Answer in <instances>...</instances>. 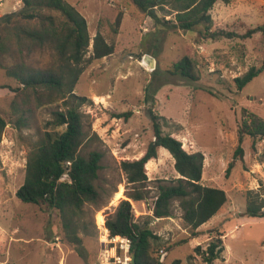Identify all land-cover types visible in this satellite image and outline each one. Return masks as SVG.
Wrapping results in <instances>:
<instances>
[{
    "label": "rangeland",
    "instance_id": "1",
    "mask_svg": "<svg viewBox=\"0 0 264 264\" xmlns=\"http://www.w3.org/2000/svg\"><path fill=\"white\" fill-rule=\"evenodd\" d=\"M67 1L86 18L90 36L87 56L97 31L114 44L113 53L87 63L73 90L91 100L80 107L88 115L83 122L85 140L80 153H102L97 183L104 190L103 200L97 207H85L88 228L79 230L88 260L84 262L64 238L57 210L23 202L15 194L24 179L29 144L38 137L37 124L49 120L61 104L40 108L35 124L16 129L9 103L17 82L5 73L4 66L12 62L5 57L0 58V114L7 121L0 141V264H113V256L123 253L117 246L119 241L109 237L104 221L128 192L140 186L127 183L120 162L140 157L153 139L148 104L143 101L148 87L157 89L155 111L168 119L164 131L180 139L188 152L203 153L201 183L221 188L227 196L220 211L197 228L198 235L182 242L191 229L182 219L178 201L172 202L170 217L158 218L153 212L157 185L178 176L172 156L164 148L158 149L157 157L145 165L146 198L132 205L135 219L159 237L154 246L158 247L160 264H171L175 259L181 264H206L194 248L200 245L205 249L215 233L223 234L224 250L223 259L212 264H264V217L244 216L247 190L258 191L264 199V160L259 157L264 139L253 147L251 138H244L243 155L234 157L242 109L264 118V69L241 90L234 83V78L250 66L261 65L264 37L255 33L249 38L204 40L198 30L155 28L153 20L140 13L131 0ZM1 5L0 17L21 3L3 0ZM119 10L123 17L115 32L113 22ZM211 14L212 29L243 33L264 23V0L218 2ZM146 55L154 59V66ZM185 55L194 62L197 80L167 72ZM33 60L47 61V51H37ZM127 111L131 115L125 118L122 114ZM119 187L124 191L116 199Z\"/></svg>",
    "mask_w": 264,
    "mask_h": 264
},
{
    "label": "trees",
    "instance_id": "2",
    "mask_svg": "<svg viewBox=\"0 0 264 264\" xmlns=\"http://www.w3.org/2000/svg\"><path fill=\"white\" fill-rule=\"evenodd\" d=\"M131 1L140 13L153 20L157 29L175 32L198 30L204 40L249 38L255 33L264 37V23L247 28L243 33L212 29V8L218 2L228 3L230 0ZM20 3L18 9L0 17V58H12L4 70L17 82L11 89L13 97L9 103L10 113L14 116L12 123L18 130L29 128L38 121L40 108L54 103L61 104V108L52 111L51 118L42 125L37 124L38 137L29 144L24 179L15 194L23 202L57 210L64 238L87 262L89 252L79 230L88 228L84 220L85 207H97L103 200L104 190L97 183L102 153L98 150H92L87 155L80 153L85 140L83 122L88 116L80 107L91 100L75 94L73 90L87 63L113 53L114 44L108 43L97 31L93 37L92 52L87 56L90 43L87 21L76 7L67 0H20ZM122 17L123 13L119 10L113 22L115 32ZM44 50L48 54L47 61L33 60L37 51ZM263 69L264 59L260 66L252 65L234 78L236 88L241 90ZM167 72L197 80L194 62L187 55L174 62ZM156 93L157 89L148 87L143 99L148 104L146 114L151 121L153 139L140 157L120 162L127 183L140 186L128 192L104 221L109 237L130 240V252L135 254L136 264L161 263L158 247L154 246L159 237L146 224L135 219L132 205L146 198L147 192L143 189L147 180L145 165L157 157L159 148H164L172 156L178 176L157 185L152 201L153 212L158 218L170 217L172 202L178 201L182 219L191 229L188 239L182 242L197 236V228L218 213L227 200L223 189L201 183L203 153L188 152L180 139L164 131L168 119L154 109ZM122 115L128 118L131 111ZM6 124V119L0 114V141ZM173 125L180 129V125ZM246 137L251 138L253 147L257 141L264 139V118L243 108L234 157L243 155L241 143ZM259 157L264 160V149ZM231 167L232 163L227 171ZM244 216L264 217V199L258 191H246ZM222 235L215 233L205 249H201L200 245L194 248L206 264L222 258ZM171 264H181V261L175 259Z\"/></svg>",
    "mask_w": 264,
    "mask_h": 264
},
{
    "label": "built area",
    "instance_id": "3",
    "mask_svg": "<svg viewBox=\"0 0 264 264\" xmlns=\"http://www.w3.org/2000/svg\"><path fill=\"white\" fill-rule=\"evenodd\" d=\"M113 239V237H110ZM119 241V248L123 251L121 255L115 254L113 256V264H131L130 240L126 237H117ZM115 240V237H114Z\"/></svg>",
    "mask_w": 264,
    "mask_h": 264
},
{
    "label": "water",
    "instance_id": "4",
    "mask_svg": "<svg viewBox=\"0 0 264 264\" xmlns=\"http://www.w3.org/2000/svg\"><path fill=\"white\" fill-rule=\"evenodd\" d=\"M145 59H146L147 61H149V63L153 64V66H154V59H153V58H151V57H149L148 55H146V56H145ZM131 264H136V261H135V254H134V253H132V255H131Z\"/></svg>",
    "mask_w": 264,
    "mask_h": 264
},
{
    "label": "bare ground",
    "instance_id": "5",
    "mask_svg": "<svg viewBox=\"0 0 264 264\" xmlns=\"http://www.w3.org/2000/svg\"><path fill=\"white\" fill-rule=\"evenodd\" d=\"M150 162V160L146 163V165ZM123 187H119L118 191L115 194L116 199H120L123 195ZM117 239V238H115Z\"/></svg>",
    "mask_w": 264,
    "mask_h": 264
},
{
    "label": "crops",
    "instance_id": "6",
    "mask_svg": "<svg viewBox=\"0 0 264 264\" xmlns=\"http://www.w3.org/2000/svg\"><path fill=\"white\" fill-rule=\"evenodd\" d=\"M2 2H3V0H2ZM2 2H0V7L2 6L1 4H2ZM1 14V13H0ZM3 14V13H2Z\"/></svg>",
    "mask_w": 264,
    "mask_h": 264
}]
</instances>
